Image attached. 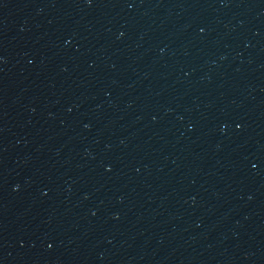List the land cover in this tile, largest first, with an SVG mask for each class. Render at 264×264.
Listing matches in <instances>:
<instances>
[{
  "label": "water",
  "instance_id": "95a60500",
  "mask_svg": "<svg viewBox=\"0 0 264 264\" xmlns=\"http://www.w3.org/2000/svg\"><path fill=\"white\" fill-rule=\"evenodd\" d=\"M0 264H264V0H0Z\"/></svg>",
  "mask_w": 264,
  "mask_h": 264
}]
</instances>
